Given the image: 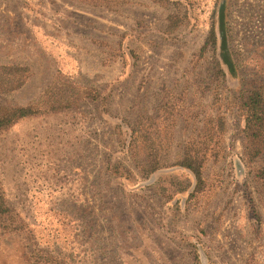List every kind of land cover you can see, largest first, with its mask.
Instances as JSON below:
<instances>
[{"label":"rangeland","instance_id":"obj_1","mask_svg":"<svg viewBox=\"0 0 264 264\" xmlns=\"http://www.w3.org/2000/svg\"><path fill=\"white\" fill-rule=\"evenodd\" d=\"M3 67L0 264H264V0H0Z\"/></svg>","mask_w":264,"mask_h":264},{"label":"trees","instance_id":"obj_2","mask_svg":"<svg viewBox=\"0 0 264 264\" xmlns=\"http://www.w3.org/2000/svg\"><path fill=\"white\" fill-rule=\"evenodd\" d=\"M158 4H165L169 0H152ZM171 21V18H170ZM172 25H170L168 28L171 30L174 28L173 21L170 22ZM219 28L221 33V60L223 64L228 68V70L235 74V64L231 58V55L229 53V50L227 48V40H226V34L224 30V14H223V7L221 10V17L219 22ZM209 42H212L213 44L216 42V37L214 33V29L211 30L209 39L206 42V46ZM24 70V68L20 67H3L1 68L0 76H4L5 72L8 70ZM21 86V83H18L16 85H12V81L8 80L7 82V90L11 91L16 89L17 87ZM263 97L258 91H254L251 95H249L246 98V101L244 103V106L247 111V126L246 128L249 131L250 137L252 139H258L257 143H263L264 140V102ZM32 110L30 108H16L14 110L8 111L6 113H0V130L4 129L6 127H9L10 125L14 124L20 119L26 118L29 115H31ZM152 121H154L156 118H149ZM222 121L221 119L219 120ZM136 124V128L141 126L143 124V119L138 118ZM223 131H225V123L222 121L221 123ZM135 133L140 134L141 131L135 129V127L132 129V136L135 135ZM135 138V137H134ZM137 139V137L135 138ZM134 139V141H135ZM152 148H150L147 151L146 160L152 161V163H149V165L145 164L147 174H151L154 172L158 166V158H157V151L155 146L153 144L151 145ZM261 152L260 149L256 151V154L259 155ZM203 161H206L204 157H198V155L193 150H188L185 152L183 160L179 163L180 166L189 169L196 177V180L198 183L202 182V173H201V163ZM149 168V169H148ZM12 216L11 209L3 195V192L0 189V223H8L10 221V218ZM7 228H10L12 224L9 223V225H6Z\"/></svg>","mask_w":264,"mask_h":264}]
</instances>
